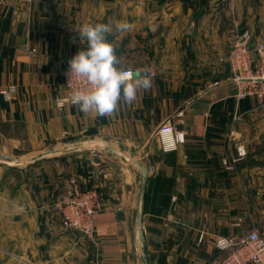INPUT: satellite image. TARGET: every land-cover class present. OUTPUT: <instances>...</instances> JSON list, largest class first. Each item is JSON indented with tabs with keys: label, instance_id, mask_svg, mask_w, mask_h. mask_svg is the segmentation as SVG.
<instances>
[{
	"label": "crops",
	"instance_id": "1",
	"mask_svg": "<svg viewBox=\"0 0 264 264\" xmlns=\"http://www.w3.org/2000/svg\"><path fill=\"white\" fill-rule=\"evenodd\" d=\"M121 21L128 31L115 30ZM98 22L112 26L122 66L152 80L110 116L60 103L64 64L87 47L77 29ZM244 31L264 40V0L7 4L0 153L10 159L0 158V264H212L217 237L264 235V108L255 97L237 98L221 61ZM179 110L185 143L162 153L156 130ZM237 145L246 155L232 163ZM23 154L26 165L11 164ZM70 178L101 194L90 235L62 224L58 202Z\"/></svg>",
	"mask_w": 264,
	"mask_h": 264
},
{
	"label": "built area",
	"instance_id": "2",
	"mask_svg": "<svg viewBox=\"0 0 264 264\" xmlns=\"http://www.w3.org/2000/svg\"><path fill=\"white\" fill-rule=\"evenodd\" d=\"M33 1L0 0V14L10 2L31 4ZM35 51V49H27L31 56ZM69 60H66L62 70L66 95L60 101L61 104L73 103L71 99L73 90L87 87L86 83L77 77L69 80L66 75ZM221 61L226 62L230 67L229 81L237 86V98L255 97L264 108V40H254L248 31H244L237 36ZM127 70L134 75L132 69L127 68ZM148 75H153L151 69L148 70ZM1 93L5 98L10 97V92L7 90H2ZM183 123V111L179 110L157 128L155 136L162 153L177 151L185 143ZM245 155V147L237 145L236 157L233 158L232 163ZM223 164L227 168H232L228 160H224ZM101 203V194L97 187L84 190L75 178H70L58 202L63 226L90 235L93 231V216L100 209ZM215 247L219 254L212 264H264V235L256 229L249 230L243 236H219L215 240Z\"/></svg>",
	"mask_w": 264,
	"mask_h": 264
},
{
	"label": "clouds",
	"instance_id": "3",
	"mask_svg": "<svg viewBox=\"0 0 264 264\" xmlns=\"http://www.w3.org/2000/svg\"><path fill=\"white\" fill-rule=\"evenodd\" d=\"M127 22H117L115 30L126 32ZM77 31L87 47H81L68 61L66 75L84 81L85 88L72 92V102L84 113L95 112L98 116H110L116 112L123 101L131 104L140 89L148 90L152 80L146 74L133 75L122 66L116 53L117 45L109 39L113 32L106 23H84Z\"/></svg>",
	"mask_w": 264,
	"mask_h": 264
},
{
	"label": "water",
	"instance_id": "4",
	"mask_svg": "<svg viewBox=\"0 0 264 264\" xmlns=\"http://www.w3.org/2000/svg\"><path fill=\"white\" fill-rule=\"evenodd\" d=\"M75 148L76 147L69 146V147H67V150H69V149L73 150ZM43 156L44 155H40L39 157L33 158V160H37L39 158H42ZM0 158H2L5 162H7L10 159L9 156L2 154V153H0ZM137 166H138L139 170L142 172L143 178L146 179L147 178V169L144 166L139 165L138 163H137ZM142 189H144V184L142 185ZM138 237H139V241L143 242V232H142L141 227H138Z\"/></svg>",
	"mask_w": 264,
	"mask_h": 264
},
{
	"label": "rangeland",
	"instance_id": "5",
	"mask_svg": "<svg viewBox=\"0 0 264 264\" xmlns=\"http://www.w3.org/2000/svg\"><path fill=\"white\" fill-rule=\"evenodd\" d=\"M29 159H30V156L29 155L23 154V156H20V158L19 157H16V156L15 157L12 156V159H11L10 162H11V164H17V163L23 162L22 164L26 165L27 164V161H29ZM0 160H2V159H0Z\"/></svg>",
	"mask_w": 264,
	"mask_h": 264
}]
</instances>
